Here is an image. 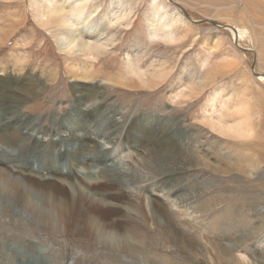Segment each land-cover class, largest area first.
Masks as SVG:
<instances>
[{"label":"rangeland","instance_id":"1","mask_svg":"<svg viewBox=\"0 0 264 264\" xmlns=\"http://www.w3.org/2000/svg\"><path fill=\"white\" fill-rule=\"evenodd\" d=\"M81 2L101 28L112 6L124 16L100 51L75 56L93 61L87 80L69 73L58 27L40 22L47 1L0 0V144L14 148L0 156V264H264V0H173L198 23L176 19L170 0ZM131 62L143 78L122 69ZM29 84L37 92L18 97ZM82 84L95 89L86 111ZM222 106L239 113L227 119L235 137L206 121ZM41 157L56 178L34 176ZM75 163L112 182L81 181Z\"/></svg>","mask_w":264,"mask_h":264},{"label":"bare ground","instance_id":"2","mask_svg":"<svg viewBox=\"0 0 264 264\" xmlns=\"http://www.w3.org/2000/svg\"><path fill=\"white\" fill-rule=\"evenodd\" d=\"M45 1H47V3L45 5V10L41 13L40 22L43 23V24H47V25H48V23H53V24H55L56 28L58 27V30L55 29V32H54L55 33L56 45L58 46V48L61 51H64L67 54H69L68 56H72V57L69 58V60H71L70 62L72 63V65L70 66L71 69H70L69 73H71L74 77H77L78 79H81V80L82 79H86L87 80L88 78L94 77V75H95L93 73L94 69H91L92 71H86L84 69V68L87 69L89 67L93 68V66H94L93 61L89 60V62H84L83 63L84 67H80L78 65L79 62L77 60H75V56L79 55V56H84L85 58H88V55L93 53L94 51H100V48H102V46H104L106 44L107 36L109 37V35H110L109 32H108V28L116 25L118 21L124 19V16H121V15L118 14L119 13L118 10L120 8V4H116V5H114V6H112L110 8V12H109L110 15L108 14L109 19H104L105 26L101 28L99 26V22H96V21H94V22L91 21L90 22V18H92V16H94V10L86 11V5L83 2H81V0H75L72 3H71L72 0H65V1H61V2H58V1L52 2V0H50V1L49 0H45ZM170 2H173V0H170ZM170 4L174 5L180 11V12H176L175 13L176 19L183 20V15H184V17L187 20H189L190 22H192V23L195 22V20L190 16L189 12L184 8L183 5H180L177 2H173V3H170ZM260 4L264 8V4L263 3H260ZM153 7H156V6H153ZM181 11L183 13L185 11V14H183ZM147 15H148V21H150V22L153 21L154 24L157 23L156 17L158 15V10L153 9ZM169 19L170 18H168V17L164 18V21H163L164 22V27H163V29L166 30V28H167L168 33L171 34L170 37L173 38V36H172V32L173 31L171 30L172 23L169 25V22H168V21H170ZM44 20H46V21H44ZM196 22L198 23L197 20H196ZM162 26H163V24H162ZM218 26H220V25H218ZM230 29L232 30V33L234 35L237 34L236 28L230 27ZM242 34H245V31L240 30L238 32V34H237L238 39L240 38V35H242ZM151 36L153 38H156L159 35L157 33H153ZM237 42H238V40H237ZM136 53H139V51H137ZM254 61H257L256 57L254 58ZM256 64H257V62H256ZM122 69H125L127 71L133 72V73L139 75L140 78H143L145 76L144 75L145 74L144 71L139 73L137 70H134L132 62L127 64ZM261 73L257 72L256 73L257 76L256 75L255 76L258 77V78H261V77L264 78V74H261ZM153 78L151 80H153ZM108 80L114 81L115 80V76H113V77L109 76ZM81 82L83 83V81H81ZM84 82H85V80H84ZM106 83H109V82L106 81ZM150 83L151 82H148V81H144V80L142 81L143 85H149ZM155 84H156V82H155ZM23 86H24L23 90L17 89L18 93H19L17 95L18 97L32 96V95H34L37 92V90H35L31 86V84H29L28 86H26V85H23ZM82 86H83V84H82ZM83 87H84L86 92L84 94L83 93L81 94V96L83 97L84 100L83 99L79 100V104L77 105V108H76L78 111H83V110L86 111V109H88V107H90V106L87 105V106H85L86 108H84V105H86L85 103L87 102L86 101L87 99L90 100L92 98V96H93L92 95V91L93 92L95 91V89H93V88H87L86 85L83 86ZM2 91H3V89H2ZM96 92H101V91L100 90H96ZM8 95L10 96V94H8ZM3 97H4L3 100L6 99V102L9 101V97H5V96H3ZM177 97H178V95H177ZM11 98H13V96ZM223 108H224V106H222L221 112L217 113L218 110L216 109V107H214L213 112L211 113L212 115L211 116L210 115L206 116V121L209 124V127L214 132H216L217 135L222 136V137H226V136L227 137H235V136L238 135V132H239V130H238V128H239L238 127V121L235 119L236 120L235 123H232L231 125H229V123L227 122V119L228 118L232 119V118H234V115L238 116L239 113L233 112V113H228V114L224 115ZM215 110H217V111H215ZM89 114H90V112H89ZM119 121H120L119 119H116V118L114 119L113 124H112V129L116 125V123H117V126H118ZM233 124H234V126H233ZM12 125L13 124H11V126ZM66 132L67 131H64L65 135H67ZM78 132H79V130H78ZM85 134H87V133H85ZM87 135L92 141H93V138H95L93 132H89V134H87ZM112 135H113L112 139H115V137H118L116 130L112 132ZM31 137H34V138L41 137L40 139H42V137H43V140H41V142H44V140L48 139L51 136L48 135V134L42 133V132L39 133L38 131L34 130V131H32V136ZM7 148L14 149L9 144H6V145L0 144V156H3V157L5 156ZM32 149L34 151H30V153L36 151V149H34L33 147H32ZM40 159H41L42 163L38 164V170L36 172H39V173L42 172L43 174H42V176H40V175H34V176H36V177H38V178H40L42 180L43 179H54V178H56V175H52V174L47 172L49 169H51L50 166L43 165V163L48 161V157H41ZM77 163H75V165H77L78 168H76L73 171V173L75 174L76 177H79L81 179V181H84V182L89 183V184H101V183L102 184L103 183L107 184V183H111L112 182L107 177H104L102 175V173L99 171V169L95 170V166L90 165L89 167L86 168V167L81 166L80 165L81 163L80 164H77ZM85 163L86 162H84V164ZM105 167H107V165H105ZM20 168H24V167H20ZM29 168L32 171H35L34 168H32V166H30ZM17 172H20L23 176L25 174L24 171L17 170ZM26 173L31 175L30 171H28ZM148 174H149L150 178H154V175L149 170H148ZM145 176L148 177V175H145ZM57 179L61 180L58 177H57ZM10 182H11V179L9 177L6 180V183H10ZM10 184L13 185V182L10 183ZM4 185L5 184L3 182H0V187L3 188ZM65 186H68V183ZM12 187L15 188L14 186H12ZM70 189H72V191H74V195H75L76 194V192H75L76 190H81L82 191V185L79 186L78 189H74V188H70ZM39 191L45 192L44 190H41V189H39ZM66 192H67V190H66ZM82 194L85 195L84 192ZM92 194H94V193H92ZM92 194H90V192H88V195H92ZM12 195L15 196V194H12ZM92 196L95 197V194L92 195ZM73 199H75V197H73ZM7 201H8V197L5 199V202H7ZM2 202H4V200ZM92 202H93V205L91 204V206L93 207L98 202L104 203V205L106 206L108 201H106L105 199L95 200V199L92 198ZM72 203H73L74 206H76L75 200ZM31 204L35 206V208L39 212V216L44 217L43 214L48 213L46 207L44 205H42L38 199H34V202H31ZM5 205H7V204H5ZM224 212L228 216L236 214V211L229 210V209L225 210V208H224Z\"/></svg>","mask_w":264,"mask_h":264},{"label":"water","instance_id":"3","mask_svg":"<svg viewBox=\"0 0 264 264\" xmlns=\"http://www.w3.org/2000/svg\"><path fill=\"white\" fill-rule=\"evenodd\" d=\"M184 13H185V11H184ZM255 63H256V61L254 62V64H253L252 66H254ZM254 69H255V66L252 68V71H253L254 73H256V72L254 71Z\"/></svg>","mask_w":264,"mask_h":264}]
</instances>
